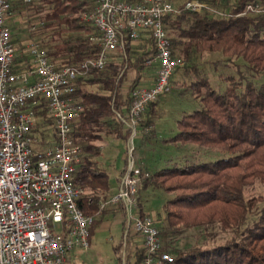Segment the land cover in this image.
Masks as SVG:
<instances>
[{
  "label": "trees",
  "instance_id": "obj_1",
  "mask_svg": "<svg viewBox=\"0 0 264 264\" xmlns=\"http://www.w3.org/2000/svg\"><path fill=\"white\" fill-rule=\"evenodd\" d=\"M170 1L181 6L186 0ZM199 1L220 12L209 8L182 9L162 19L172 55L184 63L173 71L171 87L181 88L180 91H186L198 102V107L176 120V132L169 140L215 146L228 155L202 162L184 159V162L149 171L140 190L151 186L172 193L159 211L161 220L155 216L162 243L160 249L173 257L169 264H264V203L259 204L260 195L246 197L244 194L246 186L256 179L264 181V0ZM11 3L13 9H30L29 24L36 27L28 35L40 41L57 65L79 67L98 54L100 44L91 38L97 30L83 17L92 9L94 0L28 3L11 0ZM255 3L261 5L263 11L253 12L248 8ZM14 23L10 21L15 28L16 61L30 68L28 49L19 35L22 28L19 23L18 29L13 27ZM140 33L139 44L131 40L125 42L124 56L111 53L103 67L88 66L75 80L74 95L81 104V111L71 120V126L72 135L81 146V156L73 181L83 189L79 205L85 213L94 216L89 233L106 213L116 217L110 206L100 208V202L115 191L117 175L127 162L129 129L116 111L127 112L131 92L140 85L147 71L143 61L154 52L151 37ZM207 54L221 57L212 61ZM207 63L219 79L216 83L206 74ZM222 69L228 71L222 72ZM176 74L182 78L178 75L175 78ZM157 102L147 106L140 133L144 126L152 131ZM36 114L38 120L33 130L40 138L39 143L46 144L53 134L52 118L44 105L36 108ZM110 139L124 143L119 166L111 151L106 156L100 148L102 142ZM102 160L108 162L104 164ZM114 168L118 173L112 183L109 172ZM143 212L140 202L139 213ZM214 226L230 231L231 235L222 242L171 246L173 237L183 229L205 231ZM135 237L129 234L125 242L121 238L115 247L118 251L128 242L133 245L127 249L124 259L119 256L118 264L123 261L124 264H141L145 248Z\"/></svg>",
  "mask_w": 264,
  "mask_h": 264
},
{
  "label": "built area",
  "instance_id": "obj_2",
  "mask_svg": "<svg viewBox=\"0 0 264 264\" xmlns=\"http://www.w3.org/2000/svg\"><path fill=\"white\" fill-rule=\"evenodd\" d=\"M24 3L36 0H22ZM205 4L186 0L181 6L170 0H94L83 17L97 34L100 44L94 58L79 67L57 65L35 36L24 43L30 68L16 61L12 24L25 14L13 9L11 0H0V264H68L73 249L87 250L94 216L79 205L83 189L73 181L81 146L72 135L71 120L79 116L81 104L74 95L75 80L88 66L103 67L111 53L125 55V42L149 35L154 52L145 66L156 63L153 81L137 85L131 92L125 114L116 111L129 129L127 162L117 175L118 184L100 208L110 206L123 224L122 239L129 234L141 238L145 255L141 264H169L168 251L161 250L158 224L152 212L139 213V190L149 171L135 155L134 138L139 134L147 106L171 89L170 77L183 60L172 55L163 17L182 9L200 11ZM252 9L251 5H248ZM36 27L28 24L27 32ZM46 106L53 134L39 143L33 127L36 108ZM149 126H144L142 132Z\"/></svg>",
  "mask_w": 264,
  "mask_h": 264
},
{
  "label": "rangeland",
  "instance_id": "obj_3",
  "mask_svg": "<svg viewBox=\"0 0 264 264\" xmlns=\"http://www.w3.org/2000/svg\"><path fill=\"white\" fill-rule=\"evenodd\" d=\"M204 4L205 7L203 8H209L215 12H220V10L212 7L210 4ZM23 10L25 11V14L20 18L21 21L19 20L20 22L18 23L22 28V31L19 34L20 38L25 43L29 38L27 25L30 23V9L23 7ZM251 10L253 12L263 11L261 5L258 3H255V6H252ZM18 23H14L15 26L13 27L18 29ZM13 29L15 30V28ZM140 41L141 40L137 41L138 44ZM116 53L117 52L113 53V55H117ZM206 56L209 58L208 60L212 61L221 57L217 54H207ZM222 70V72L228 71V69ZM205 71L207 75L212 77L213 83L219 81L218 77H216L215 71L210 68V64L207 63ZM131 75L132 74L129 76ZM177 75L178 74L175 75V78L179 76ZM180 76L179 77L182 78V75ZM143 77L140 80V84H142L141 81ZM127 80L129 81V78ZM128 81L125 80V84H127ZM180 89L181 88L172 86L168 92L159 96L153 113L152 131L150 132V127H148L147 131H143L141 133L139 132V135L134 138L136 147L135 155L138 159L137 162L141 163L150 172H153L163 166L172 165L175 162L178 163L186 161L184 159H188V162H202L216 160L220 157L228 155V153H225L223 150L215 146L199 145L196 143L172 142L169 140V137L176 132V120L183 113L198 107V102L191 98L186 91H180ZM100 148L106 156L107 153L111 151L116 165L119 166L121 164V154L124 149L123 142L120 140L116 141L114 139H110L102 142ZM108 160H105V162H108ZM103 161L104 160H102V163L106 164ZM114 171L109 172V179L112 183L115 182V175L118 173L117 169ZM244 194L246 197L260 195L262 200L259 204H263L264 181L256 179L254 182L246 186ZM171 195L172 193L166 190L148 186L140 190L139 199L144 210L152 212L155 216H157L158 220H161L159 218V211L162 209L163 202L168 197H171ZM122 231L123 224L121 219L116 217L113 218L112 214L109 212L106 213L104 218L90 231L88 236V249H73L70 264H118L119 256L122 255V259H124V257L128 254L127 249L130 246H133L132 243L129 244L128 242L122 245L120 250H115V247L119 245L121 241ZM230 235V231L220 230L216 226L208 228L205 231L202 228H186L173 237L171 246L176 247L178 245H188L191 243L211 244L213 242H222ZM135 240L138 241L136 237Z\"/></svg>",
  "mask_w": 264,
  "mask_h": 264
},
{
  "label": "crops",
  "instance_id": "obj_4",
  "mask_svg": "<svg viewBox=\"0 0 264 264\" xmlns=\"http://www.w3.org/2000/svg\"><path fill=\"white\" fill-rule=\"evenodd\" d=\"M155 69H156V63H154L150 66H147V71H146V74L144 75V77L141 81V83H142L141 85H149L153 81ZM136 238L141 243V238L139 236H136ZM71 257H72V254L69 257L68 264L71 263Z\"/></svg>",
  "mask_w": 264,
  "mask_h": 264
}]
</instances>
